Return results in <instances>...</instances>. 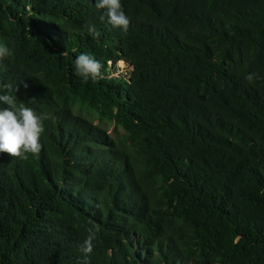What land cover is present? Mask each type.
I'll return each mask as SVG.
<instances>
[{
	"label": "trees",
	"instance_id": "16d2710c",
	"mask_svg": "<svg viewBox=\"0 0 264 264\" xmlns=\"http://www.w3.org/2000/svg\"><path fill=\"white\" fill-rule=\"evenodd\" d=\"M94 2L0 0V91L49 115L0 153V264H83L90 229L88 264H264V0H121L126 32Z\"/></svg>",
	"mask_w": 264,
	"mask_h": 264
},
{
	"label": "clouds",
	"instance_id": "9594fccd",
	"mask_svg": "<svg viewBox=\"0 0 264 264\" xmlns=\"http://www.w3.org/2000/svg\"><path fill=\"white\" fill-rule=\"evenodd\" d=\"M96 9L102 10L101 20H105L112 28L126 32L129 18L125 15L121 0H95ZM87 33L96 38L99 36L94 25L87 26ZM11 55L8 45L0 42V58ZM75 72L84 81H96L101 76L102 64L92 55L81 53L74 58ZM251 80V75L245 77ZM7 87V86H5ZM27 87V85H24ZM16 91V89H15ZM15 92L3 94L0 91V153L10 157L27 159L28 154L37 155L41 150L40 137L44 131V121L49 119L47 113L37 114L32 108L16 106ZM95 233L90 229L81 248L84 253L83 264H88L87 254L91 253Z\"/></svg>",
	"mask_w": 264,
	"mask_h": 264
},
{
	"label": "rangeland",
	"instance_id": "374dc122",
	"mask_svg": "<svg viewBox=\"0 0 264 264\" xmlns=\"http://www.w3.org/2000/svg\"><path fill=\"white\" fill-rule=\"evenodd\" d=\"M117 64H118V71L114 72V76L117 75L118 73H122V74L128 73L130 67H128L126 64H124L122 62H118ZM90 118L94 124L100 122L99 119H97L94 115H91ZM102 125L107 130V133L112 135V137H114V138H116L117 136H119L122 133L121 129L113 128L112 125H109V124H102Z\"/></svg>",
	"mask_w": 264,
	"mask_h": 264
}]
</instances>
